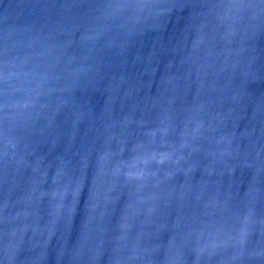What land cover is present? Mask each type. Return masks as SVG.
I'll use <instances>...</instances> for the list:
<instances>
[{"label":"water","instance_id":"obj_1","mask_svg":"<svg viewBox=\"0 0 264 264\" xmlns=\"http://www.w3.org/2000/svg\"><path fill=\"white\" fill-rule=\"evenodd\" d=\"M0 264H264V0H0Z\"/></svg>","mask_w":264,"mask_h":264}]
</instances>
